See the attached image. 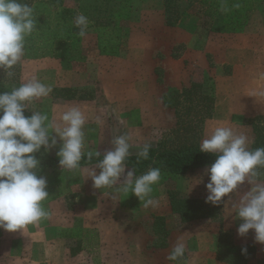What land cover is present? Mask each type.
I'll return each mask as SVG.
<instances>
[{"label":"rangeland","instance_id":"rangeland-1","mask_svg":"<svg viewBox=\"0 0 264 264\" xmlns=\"http://www.w3.org/2000/svg\"><path fill=\"white\" fill-rule=\"evenodd\" d=\"M120 1L117 0L116 3ZM83 2L86 0L77 1L79 4ZM235 2L240 4L239 8L233 7ZM235 2L179 0L181 18L177 26L168 27L161 23V19H164L163 0H127L126 4L129 5L127 13L117 19L123 32L119 46L121 54L118 55H122L121 58L100 61L96 47V27L90 22L87 34L80 37L73 46L63 45L43 55L25 52L22 61L10 70L12 76H8L3 70H0V75L11 88L20 86L33 76L51 86L49 96L27 104L31 112L39 111L48 115V123L52 125L50 131L60 124L62 111L72 106L80 108L86 116L85 152L91 150L93 153L99 151L103 154L112 147L113 136L119 134L129 137L131 153L138 151L145 144L166 147L200 145L202 139L209 134V129L220 123H226L237 133L246 134L251 146L253 133L247 120L258 114L264 115V112L256 110L255 103L260 100L256 101L254 95L250 94L257 89L244 85L243 78L256 73L232 72L230 66L225 65L221 69H216L211 55L208 56V67L202 66L200 62L203 45L214 43L217 37L219 42L228 46L242 44L253 48L264 47V0ZM65 4L73 6L76 0H67ZM222 7L228 11H222ZM162 22L164 23L163 20ZM216 31L219 32L218 35ZM147 37H152L148 41L154 42L153 46H148ZM161 38L164 41L161 47L167 49L168 55L171 54L180 61V64L173 65L167 73L158 66L154 67L151 72L154 80L149 81L154 85L145 88L141 81L148 76L149 68L143 70L139 68L140 65L134 62L132 64L129 59L142 57L139 50L142 47L150 49L156 58L159 53L156 40ZM73 49H79L74 56L69 53V50ZM188 52L190 55L187 57ZM65 61H69L68 67H64ZM193 82L200 83L204 93L210 92L214 95V109L210 118L202 120L203 113L198 109L186 113L185 101L178 106L177 112L175 107L170 105V90L175 88L180 91ZM155 86L162 93L160 99L154 96L142 98L141 94L155 91ZM61 87L75 90V98L70 100L56 98L54 89ZM198 95L196 94V99ZM59 147L60 141L57 138L56 147L48 153L56 156ZM39 161L40 165L45 162ZM96 164L81 166L74 170L61 168L47 170L44 174L47 189L51 191L52 185H58L63 186L65 192L58 196V201L52 199L55 200V204H51L53 206L49 204L51 200L46 199L43 202L45 210L49 214L51 211L71 215L76 212H89L90 215L104 214L113 218L133 211L145 212L143 228L147 234L154 235L151 232L152 213L147 214L153 210L152 208L144 209L138 198L131 193L117 192L114 188L93 187L88 175ZM205 169L207 168L203 167L182 175L161 172V179L153 186L152 195L158 198L162 205L166 201L165 191L168 189L177 190L184 196L206 200L205 184L208 177L204 174ZM96 171L99 172L98 169ZM260 171L264 173V169ZM200 178L202 182L197 184ZM259 181L264 183V174L259 177ZM248 188L249 185L244 184L228 200L223 198L219 217L210 220L213 226L222 228L224 201L227 210L230 208L232 211V214L231 212L227 214L228 224H233L235 213L232 204L237 202ZM171 223L179 229L176 227L175 219ZM37 224H40V221ZM42 229L40 226L39 231ZM235 229L237 231V228ZM43 231H46V228ZM225 231L231 234L234 243L240 244V238L233 229ZM24 233L25 228L15 232L0 229V242H8L15 247L14 251L17 254L22 253L19 258L21 261L17 260L18 264L24 263L22 258L27 261L33 259L27 254L29 251L24 246ZM66 246H73V242L67 241ZM14 251L8 253L3 248L0 249V264H10V259L11 264H15ZM254 260L249 264H264V257Z\"/></svg>","mask_w":264,"mask_h":264},{"label":"clouds","instance_id":"clouds-1","mask_svg":"<svg viewBox=\"0 0 264 264\" xmlns=\"http://www.w3.org/2000/svg\"><path fill=\"white\" fill-rule=\"evenodd\" d=\"M233 7L239 8L240 4L237 2ZM221 10L228 11L223 7ZM89 24L84 14L75 17L74 25L79 29L80 37L87 34ZM36 27L32 6L21 0H0V70L6 71L8 76L13 75L10 70L22 61L26 38ZM259 78L264 79V73ZM51 91V86L33 76L11 91L0 92V229L8 232L22 230L49 215L43 207L49 197L47 180L38 175L40 161L37 153L41 148L44 152L50 151L56 147L58 138V164L66 170L77 169L85 156L89 160L93 155L101 156L99 151L85 152L86 116L80 108L72 106L62 111L60 124L51 131L46 113L32 111L31 115H25L28 103L49 96ZM256 94L264 96V90ZM111 145L88 175L93 187L131 193L144 209L157 208L160 202L152 193L153 186L161 179V169L149 168L136 176L135 170L128 169L125 163L132 155L129 137L114 135ZM249 145L246 134L237 133L226 123L209 129V134L199 145L200 152L215 157L204 173L208 177L206 202L218 205L244 184L249 185L240 199L232 204L234 219L242 221L237 234L244 237L252 230L254 241L264 245V183L259 181L264 174L260 171L264 169V147L252 149ZM150 148L151 145L145 144L136 153L137 158L148 159ZM201 182L202 178L197 184ZM184 255L185 244L178 238L166 259L175 264Z\"/></svg>","mask_w":264,"mask_h":264},{"label":"crops","instance_id":"crops-1","mask_svg":"<svg viewBox=\"0 0 264 264\" xmlns=\"http://www.w3.org/2000/svg\"><path fill=\"white\" fill-rule=\"evenodd\" d=\"M162 20L161 23L164 24ZM177 25L178 23L175 26ZM242 32H245V30H242ZM218 33L216 31L217 35ZM147 38L148 46H153L155 43L148 41L152 37ZM163 42V38L156 40V48L159 52L156 58L150 49L142 47L139 49L142 52L140 53L142 57L138 54L139 58L129 59L131 63L134 62V64L140 65L139 68L143 70L149 68L148 76L141 81L145 88H151L154 85L149 82L154 80L151 73L154 67L158 66L164 73H167L173 65L178 66L180 64L179 60L173 58L171 54L168 55L167 49L161 47ZM119 53L120 51L115 55H106L101 54L98 50L100 61L111 58L117 60L122 56H118ZM189 55L188 52L187 57ZM210 55L216 69H221L225 65L230 66L232 72L253 71L256 73L255 75L244 76L243 80L245 82H242L247 87L257 89L256 92L251 91L250 94L255 96L253 98L256 101L257 99L260 100V102L255 103L256 110H263L262 112H264V96L256 94L258 91L264 90V79L259 78L260 74L264 73V47L253 48L242 44L228 46L219 42L217 37V41L214 43L203 45L200 52L202 66L208 67V56ZM155 88L156 90L153 92L141 94L142 98L154 96L156 99H160L162 93L157 86ZM165 195L166 201L163 202V205L159 203L157 208L147 212V214L152 213L164 217L167 235L165 236V245L162 247L156 246L160 243L161 236L147 234L143 228L142 220H145V212L135 213L133 211L113 218L104 214L90 215L89 212H76L71 215L65 212L58 211L54 213V211H51L47 218L40 221V224H29L25 227L24 246L29 251L27 254L33 259L27 261V259L22 258L24 260L23 264H170L166 257L178 238L185 244V255L175 264H227L216 257L217 238L221 230L233 229V232L237 234L235 228L240 224V220L235 219L233 222L231 221L233 224H228L227 214L230 212L232 214V211L230 208L227 210L225 201L224 212H222V228L213 226L210 221L212 218H206L190 223L181 229H176L174 223L173 226L171 223L172 220L174 222L175 218L171 213L167 193ZM55 199L59 200V197ZM54 201L49 202L50 206L55 204ZM225 210H227L226 213ZM40 226L43 228L41 231H39ZM45 228L46 231H43ZM57 228L58 230H56ZM70 229L75 230L73 237L66 236L67 231ZM239 238L240 244L251 243L255 245L254 258H251V260L264 257V245L254 241L252 230H249L246 236H239ZM67 241H72L73 246L67 247ZM2 248L8 253L15 250V247L8 242H0V249ZM70 248L75 250L74 254H71ZM21 254L14 251L15 264H18L17 260L21 261L19 259ZM7 255L11 256L10 254ZM5 259L9 261L7 258ZM251 260L248 261V264ZM9 263H12L11 259Z\"/></svg>","mask_w":264,"mask_h":264},{"label":"trees","instance_id":"trees-1","mask_svg":"<svg viewBox=\"0 0 264 264\" xmlns=\"http://www.w3.org/2000/svg\"><path fill=\"white\" fill-rule=\"evenodd\" d=\"M66 1L21 0L22 3L33 7L37 24L36 30L26 38L25 52L43 55L63 45L73 46L80 39L78 35L79 29L74 25L75 17L79 14H84L96 27V47L99 52L106 55H115L119 51L123 35L122 26L117 19L127 13L129 9V5L126 4L127 0H121L119 3H116L117 0H86L83 4L77 3L80 0H76V4L73 6L66 5ZM178 2L179 0H163V20L166 26L173 27L180 20L182 13ZM78 51L79 49H73L69 50V53L74 56ZM65 62L64 67H68L69 61ZM201 88V84L196 82L180 91L172 88L169 95L172 101H170V105L173 108L175 107L177 112L178 106L185 101L187 102L185 106L186 113L198 109L203 113L202 120L210 118L214 109L215 98L213 93H204ZM12 89L0 75V92L11 91ZM54 93L56 98L60 97L66 100L73 99L76 95L75 90L70 87L55 88ZM196 94H199L197 99L195 98ZM25 115H31L28 107ZM247 121L253 133V141L250 148L264 147V115H255ZM138 151L132 153L125 162L128 169L132 168L135 170L136 176L146 172L149 168L155 167H159L161 172L182 175L197 168L209 167L215 159L211 154L200 152L197 144H183L174 147L151 146L149 157L146 160L137 158L136 153ZM102 155V153L100 157L93 155L91 160L85 156L80 161L79 167L96 164L99 159H102ZM37 158L45 160L40 165L38 175L44 176L49 169L61 168L58 164V158L48 152H44L43 148H41L40 153H37ZM47 191L49 193L47 199L52 200L63 194L65 188L52 185V190L50 191L48 188ZM166 193L171 213L175 218L176 227L179 229L190 223L206 218H216L220 215L221 203L213 205L203 199L181 195L177 190L173 189H168ZM74 231V229L68 230L66 236L73 237ZM151 232L154 235L161 236L160 243L156 244V246H164L167 231L163 216L151 215ZM242 248H246L247 251L242 253ZM255 250L254 244H236L231 239L229 232H219L215 250L218 260L227 264H247L253 258ZM74 253L75 250L71 249V254Z\"/></svg>","mask_w":264,"mask_h":264}]
</instances>
